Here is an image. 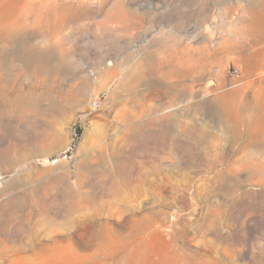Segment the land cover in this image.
<instances>
[{
	"label": "rangeland",
	"instance_id": "374dc122",
	"mask_svg": "<svg viewBox=\"0 0 264 264\" xmlns=\"http://www.w3.org/2000/svg\"><path fill=\"white\" fill-rule=\"evenodd\" d=\"M0 264H264V0H0Z\"/></svg>",
	"mask_w": 264,
	"mask_h": 264
},
{
	"label": "bare ground",
	"instance_id": "6f19581e",
	"mask_svg": "<svg viewBox=\"0 0 264 264\" xmlns=\"http://www.w3.org/2000/svg\"><path fill=\"white\" fill-rule=\"evenodd\" d=\"M261 29L259 27H243L242 29V34L243 35H250V36H254L257 41H260L263 37V35L261 34ZM257 57L259 60H262L261 57H262V54L261 53H258L257 54ZM263 62V61H262ZM143 68V67H142ZM142 69L140 67V65H137L135 66V68L131 69V70H124V67L122 66H118V67H114L112 69H109L107 71H101L100 72V81H104L105 79L108 78V76L110 74H116L118 76V79H119V88L121 90H127L129 91V95H134L135 91H136V86H137V83L143 79V75H142V72H140ZM133 71V72H131ZM99 73V72H98ZM94 73H91V75L93 76ZM90 80V79H89ZM144 80V79H143ZM143 82V81H142ZM86 87H89L90 85H93L91 83V81H86L85 84H84ZM102 86V84H100ZM99 85V86H100ZM96 86V85H95ZM91 88V87H90ZM156 91V90H155ZM159 93V92H158ZM151 97H154L157 95V92H154L152 93L151 92ZM219 99V98H217ZM130 100V99H129ZM134 101H136L134 98H133ZM138 100V99H137ZM145 100H147V94L145 95ZM153 100V99H152ZM226 102H233L232 100H228ZM127 103V102H126ZM134 104V102H133ZM144 105V104H143ZM136 106V105H135ZM142 107V106H141ZM152 107V106H151ZM222 108H224V110L226 112H231L234 110V106L232 103H228V104H225ZM133 111V110H132ZM137 114V112H136ZM229 118H231V116H228Z\"/></svg>",
	"mask_w": 264,
	"mask_h": 264
},
{
	"label": "built area",
	"instance_id": "2783aa9c",
	"mask_svg": "<svg viewBox=\"0 0 264 264\" xmlns=\"http://www.w3.org/2000/svg\"><path fill=\"white\" fill-rule=\"evenodd\" d=\"M227 79L230 86L237 85L241 81L239 70L234 68L233 70L229 71L227 73Z\"/></svg>",
	"mask_w": 264,
	"mask_h": 264
}]
</instances>
